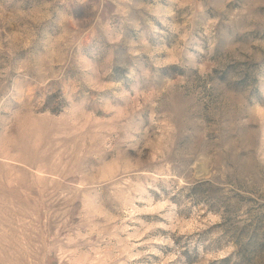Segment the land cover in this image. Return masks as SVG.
Listing matches in <instances>:
<instances>
[{"label":"rangeland","instance_id":"1","mask_svg":"<svg viewBox=\"0 0 264 264\" xmlns=\"http://www.w3.org/2000/svg\"><path fill=\"white\" fill-rule=\"evenodd\" d=\"M0 264H264V0H0Z\"/></svg>","mask_w":264,"mask_h":264}]
</instances>
